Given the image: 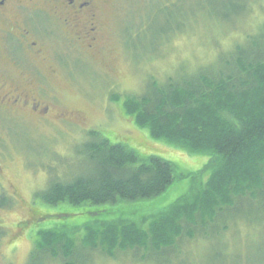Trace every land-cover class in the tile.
<instances>
[{"label": "rangeland", "instance_id": "374dc122", "mask_svg": "<svg viewBox=\"0 0 264 264\" xmlns=\"http://www.w3.org/2000/svg\"><path fill=\"white\" fill-rule=\"evenodd\" d=\"M229 1L111 0L101 5L103 29L96 48L87 51L64 40L65 36H51L49 43L53 57L61 55L67 62L64 71L58 63L63 66L65 61L56 60L58 75L51 83L56 104L63 112L80 110L82 113L73 120H62L53 114L45 119L27 111L2 112L1 158L9 180L22 185L21 191L26 198L33 193L37 196L51 181L58 178L65 181L86 172L89 167L79 151L82 143L89 140V131L98 129L113 143L127 144L142 157L157 155L175 166V182L165 193L139 203L141 207L135 213L132 212L135 207L128 205L117 215L121 213L128 218L156 215L188 190L200 188L210 174L208 169L202 171L210 156L190 153L179 146L153 139L146 129L138 127L121 112L115 96L119 95L122 100L134 94L142 95L153 82L161 85L169 76L177 79L214 59L216 49L218 54L220 48L215 45V40L220 39L224 48L233 39L232 35H216L211 30L215 26L228 25L215 15L221 17L231 11L227 6ZM232 18L235 22L237 13H233ZM230 24L250 27L252 32L258 22L250 17L240 22L238 19L237 25ZM67 116L71 117V114ZM39 208L54 214H79L50 218L41 224L52 227L84 221L81 213L87 206L41 204ZM25 213L21 204L5 209L2 224L17 230ZM103 217L108 219L110 216ZM216 222L218 224L208 233L197 232L194 238L184 234L177 240V245L158 254L137 248L117 250L114 256H108L83 247L81 236L85 232L72 229L79 249L72 264H264L263 202L238 205L219 216ZM224 223L228 224L227 230L222 229ZM96 224L99 225V221ZM28 233L21 232L11 248L6 228L4 242L7 244L3 247L9 256L2 259L1 264H65L61 250H58L59 257L40 252L34 245L36 233L33 238Z\"/></svg>", "mask_w": 264, "mask_h": 264}, {"label": "trees", "instance_id": "16d2710c", "mask_svg": "<svg viewBox=\"0 0 264 264\" xmlns=\"http://www.w3.org/2000/svg\"><path fill=\"white\" fill-rule=\"evenodd\" d=\"M263 4V0H231L227 4L231 11L215 15L228 25L211 30L233 39L224 48L220 39L215 40L220 48L214 59L177 79L169 76L161 85L155 81L142 95L121 100L115 94L121 112L153 139L210 156L202 169L210 174L200 188L188 190L159 214L123 216L124 206L135 207V213L139 203L165 193L175 182V166L157 155L142 157L129 145L113 143L98 129L91 130L79 151L88 170L65 181H51L37 194L48 206H87L81 213L85 220L31 231V238L36 233L37 250L57 257L61 250L65 264H72L79 249L71 230L78 229L85 232L83 247L108 256L137 248L158 254L177 245L184 234L194 238L197 232L208 233L219 216L238 205L264 203ZM233 13L239 22L253 17L258 22L255 30L231 25L238 23L233 22ZM227 228L224 223L222 229Z\"/></svg>", "mask_w": 264, "mask_h": 264}, {"label": "flooded vegetation", "instance_id": "af4514ba", "mask_svg": "<svg viewBox=\"0 0 264 264\" xmlns=\"http://www.w3.org/2000/svg\"><path fill=\"white\" fill-rule=\"evenodd\" d=\"M110 1L0 0V115L27 111L45 119L53 114L62 120L81 115L80 110L63 112L56 104L52 78L58 75L56 63L65 61L58 66L66 71L67 62L61 55L53 57L49 42L53 35L65 36L64 40L87 51L96 48L103 29L101 5ZM2 138L0 134V264L9 256L3 247L6 228L12 248L21 232L46 228L41 224L50 219V213L39 208L45 205L39 197L33 193L25 198L22 185L9 180L1 158ZM19 204L26 209L24 219L17 230L5 227L2 211Z\"/></svg>", "mask_w": 264, "mask_h": 264}]
</instances>
